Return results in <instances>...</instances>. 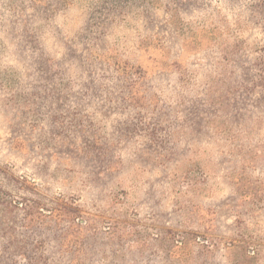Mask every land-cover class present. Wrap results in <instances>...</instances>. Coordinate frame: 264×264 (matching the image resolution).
<instances>
[{"label":"rangeland","instance_id":"374dc122","mask_svg":"<svg viewBox=\"0 0 264 264\" xmlns=\"http://www.w3.org/2000/svg\"><path fill=\"white\" fill-rule=\"evenodd\" d=\"M0 264H264V0H0Z\"/></svg>","mask_w":264,"mask_h":264}]
</instances>
